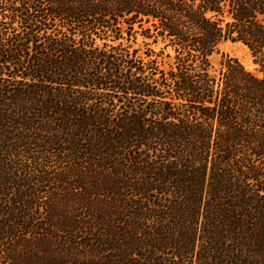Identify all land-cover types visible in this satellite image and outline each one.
I'll return each mask as SVG.
<instances>
[{
	"label": "trees",
	"instance_id": "1",
	"mask_svg": "<svg viewBox=\"0 0 264 264\" xmlns=\"http://www.w3.org/2000/svg\"><path fill=\"white\" fill-rule=\"evenodd\" d=\"M0 264H264V0H0Z\"/></svg>",
	"mask_w": 264,
	"mask_h": 264
},
{
	"label": "rangeland",
	"instance_id": "2",
	"mask_svg": "<svg viewBox=\"0 0 264 264\" xmlns=\"http://www.w3.org/2000/svg\"><path fill=\"white\" fill-rule=\"evenodd\" d=\"M138 43L142 47L140 39H138ZM223 54H229L230 56L236 57L248 70L257 75H261L253 62L250 50L243 43L231 40L220 42L218 52L211 56V62L215 67L219 66Z\"/></svg>",
	"mask_w": 264,
	"mask_h": 264
}]
</instances>
